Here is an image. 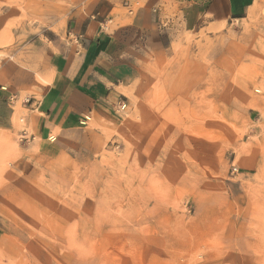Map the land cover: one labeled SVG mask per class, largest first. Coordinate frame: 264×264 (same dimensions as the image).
<instances>
[{
  "label": "rangeland",
  "instance_id": "obj_1",
  "mask_svg": "<svg viewBox=\"0 0 264 264\" xmlns=\"http://www.w3.org/2000/svg\"><path fill=\"white\" fill-rule=\"evenodd\" d=\"M138 1L130 16L132 0H0L3 93L43 53L62 60L92 14L110 32L148 12L162 40L111 111L63 136L22 137L30 99L5 96L0 264H264V0L214 28L174 0Z\"/></svg>",
  "mask_w": 264,
  "mask_h": 264
},
{
  "label": "crops",
  "instance_id": "obj_2",
  "mask_svg": "<svg viewBox=\"0 0 264 264\" xmlns=\"http://www.w3.org/2000/svg\"><path fill=\"white\" fill-rule=\"evenodd\" d=\"M174 1L189 6L191 18L202 19L208 22V27L214 28L239 20L248 13L254 0ZM99 17L101 14H92L87 16L89 22H76L75 30L80 42L78 45L73 43V49H68L62 60L56 62L53 58L51 61L43 53L41 62L35 65L33 71L30 70L32 78L26 73L25 79L16 83L17 88H10L9 93L0 90V110H6L3 118H0V129L10 126L13 116L17 114L11 110L14 106L4 103L5 96L10 99L14 92L19 97L25 94L30 99L18 113L25 118L21 121L26 122L27 131L21 132L22 137L27 138L28 131L32 130L30 138L34 136L40 142L48 141L55 132L63 136L79 129L83 116L98 117L101 109L111 111L115 103H119L124 95L120 88H131L136 79V69L145 55L141 53V49L150 51L153 45L159 49L162 47V40L155 31L152 16L148 12L139 17L140 21L135 26H128L125 31L102 30V24L110 18L100 20ZM110 21L113 23L114 20ZM143 40L145 47L141 44ZM11 72L13 70L9 67L0 71V86L12 83V78H7ZM34 75L49 79L50 84H39ZM4 106L9 109L3 108Z\"/></svg>",
  "mask_w": 264,
  "mask_h": 264
},
{
  "label": "built area",
  "instance_id": "obj_3",
  "mask_svg": "<svg viewBox=\"0 0 264 264\" xmlns=\"http://www.w3.org/2000/svg\"><path fill=\"white\" fill-rule=\"evenodd\" d=\"M124 6H125L124 8L127 10L128 14H129L130 16H133V15L135 14L137 8L139 7V2H135V3L126 2ZM111 24H112L111 21H106V22H104V23L102 24V26H101L102 30H105V31H106V30H109L108 25H111ZM256 92H257L258 94H263V96H264V93H261V90H257ZM29 101H30V100H29ZM29 101H28V102H29ZM122 108L125 109L126 106H123ZM90 120H91V118L88 117V116H86V117L84 118V120L81 122V124H82L83 126H85L88 122H90ZM51 140L55 141L56 138H52Z\"/></svg>",
  "mask_w": 264,
  "mask_h": 264
}]
</instances>
